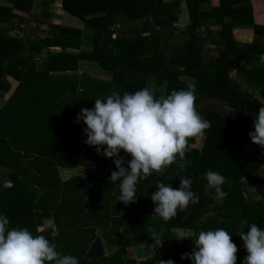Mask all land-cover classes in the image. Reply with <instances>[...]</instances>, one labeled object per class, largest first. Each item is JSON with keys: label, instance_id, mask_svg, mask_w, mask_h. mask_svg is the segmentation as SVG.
Instances as JSON below:
<instances>
[{"label": "trees", "instance_id": "obj_1", "mask_svg": "<svg viewBox=\"0 0 264 264\" xmlns=\"http://www.w3.org/2000/svg\"><path fill=\"white\" fill-rule=\"evenodd\" d=\"M11 8L0 6V25L29 14L36 0H2ZM52 1V0H51ZM166 0H60L62 9L79 19L83 29L94 31L90 53L78 54L82 30L61 25H47V35L36 38H15L0 27V92L11 89L8 78L16 87L0 105V169L7 171L6 179L12 188L0 190V213L9 219L10 227L29 229L33 235H43L56 244V250L75 256L79 264H158L159 260L172 259L174 264H191L181 259L191 253V241L175 242L172 227L198 232L224 228L231 234L237 247L236 264L247 255L239 238L248 226L255 223L264 228V178L254 177L241 168L243 162L264 164V151L252 154L242 152L250 140L253 116L264 102L246 92L231 76L246 77L264 100V63L259 53L264 52V0H176L185 3L188 23L184 40L174 47L176 54L168 62L155 27L143 36H119L117 24L134 23L153 16L161 19L172 15ZM233 4H244L230 9ZM217 27L208 31L209 42L215 46L218 57L212 67L202 64L198 50L196 30L200 27ZM252 31L251 43H237L234 29ZM50 48H58L52 52ZM43 55L45 58L39 60ZM80 59L96 62L110 74L103 81L88 74L77 75ZM193 79L195 102L208 97L223 102L236 115L234 119L220 116L211 109H195L210 127L204 130L201 150L195 151L189 137L184 154L186 167H179V159L139 181L135 203L125 205L117 201L118 182L111 183L109 176L115 171L112 158L98 155L95 148L84 143L86 127L76 122L81 108H92L94 100L103 99L113 91L123 94L134 92L149 80L156 86L165 84V95L172 90L186 88ZM230 136L231 139H227ZM232 141V142H231ZM119 156H129L123 151ZM96 168L97 184L87 195L81 192L82 175L61 181L58 168ZM208 170L223 175L221 186L226 193L222 202L214 200V192L206 190L204 173ZM99 175H102L99 178ZM180 178L191 179L190 190L198 199L189 203L185 211L168 221L157 217L152 222L154 205L150 196L156 183L179 186ZM244 182L253 188L261 199L246 197ZM87 191L86 189H83ZM96 201L98 204H93ZM51 218L56 234L43 227V220ZM112 222L114 230L106 238L109 244L133 240L135 245L153 244L152 231L169 242L155 249L149 259L136 262L121 259L119 252L97 261H86L81 255L88 231L82 229L88 221ZM246 222V223H245ZM122 227V231L120 228Z\"/></svg>", "mask_w": 264, "mask_h": 264}, {"label": "clouds", "instance_id": "obj_2", "mask_svg": "<svg viewBox=\"0 0 264 264\" xmlns=\"http://www.w3.org/2000/svg\"><path fill=\"white\" fill-rule=\"evenodd\" d=\"M259 62L264 63V52L259 53ZM196 86L190 83L184 89L172 90L167 95L157 94L149 87L122 95L113 91L103 99H95L92 108H81L77 123L86 127L84 143L94 147L98 155L112 158L115 171L109 176L111 183L118 182L117 201L125 205L135 203L139 181L154 172H159L179 159L178 166L186 167L184 154L189 137L202 136L208 122L195 110ZM251 142L264 149V106L253 116V130L248 133ZM123 153L130 157L125 160ZM206 190L214 192L213 199L222 202L226 193L221 186L223 175L208 170L204 173ZM12 181L0 178V190L12 188ZM156 191L150 196L154 205L151 217L164 221L175 217L177 210L185 211L189 203L198 197L191 190V179L180 178L179 186L156 183ZM246 223V222H245ZM170 232L177 241L191 238V253L181 259L191 264H236L237 247L231 234L224 228L195 232L172 227ZM155 246H161L160 233L152 231L149 236ZM247 255L241 264H264V228L255 223L248 226L245 234L239 235ZM0 264H79L72 255L61 254L55 242L43 235H33L23 227H10L9 219L0 213ZM158 264H174L172 259L159 260Z\"/></svg>", "mask_w": 264, "mask_h": 264}, {"label": "crops", "instance_id": "obj_3", "mask_svg": "<svg viewBox=\"0 0 264 264\" xmlns=\"http://www.w3.org/2000/svg\"><path fill=\"white\" fill-rule=\"evenodd\" d=\"M165 4L172 8V15L169 17L155 19L153 16L148 17L146 19L134 22V23H126V24H117L114 26L115 34L119 36H143L146 35L150 28L153 26L157 30V33L161 39L162 46L164 48V57L168 62L172 57L175 56L176 51L174 47L178 44H181L184 40L183 31L185 26L188 23V14L185 7V3L176 0H166ZM244 4H233L230 6V9L239 7ZM0 6L11 8V4L6 3L0 0ZM258 18L264 20V16L261 15ZM264 22V21H262ZM61 25L72 28H77L82 30L81 36V46L79 50H68V52H72L78 54L82 53H90L93 48L92 39L94 36V31L83 29L82 23L79 19L69 15L66 13L62 7L60 0H36L33 2V6L31 11L27 15H23L22 18L14 19L11 23L0 25L1 28L7 31V34L11 37L15 38H36L39 36L47 35L48 29L47 25ZM124 28V31H123ZM217 27L209 26L208 28L200 27L196 30V35L198 38V50L201 55L202 64L206 67H212L214 60L218 57V52L214 45L209 42L208 39V31H215ZM134 32L136 34L126 35L124 33ZM233 39L237 43H251L253 40L252 31L248 28H237L234 29ZM52 52H58V48H50ZM45 58L43 55L39 60ZM77 75L80 74H88L91 77L109 81L110 74L103 71L96 62L80 59L78 61V70L76 72ZM231 76L236 80L237 83L241 85V87L256 98L259 102H264L262 97L256 88L247 82L246 77H242L239 74H236L235 68L231 69ZM180 80L193 82V79L187 77H180ZM17 83L14 82V85H11V91L16 87ZM146 87L151 88L157 94L165 95V84L162 86H156L153 81L149 80L146 84ZM195 109H211L214 113L220 116H226L230 119H234L237 117L231 113L229 107H227L223 102L205 97L201 99L200 102L194 104ZM254 116V115H251ZM212 123H208V127H210ZM227 139L232 138L227 136ZM204 135L195 136L193 138V149L195 151L201 150L203 146ZM232 142V141H231ZM256 149L264 151L258 145H255L248 140L242 146V152L245 154H252ZM241 168L244 172L257 177L264 178V164L256 163V162H243ZM245 189L249 194H255L256 199H261V196L251 188L247 183L244 182Z\"/></svg>", "mask_w": 264, "mask_h": 264}, {"label": "rangeland", "instance_id": "obj_4", "mask_svg": "<svg viewBox=\"0 0 264 264\" xmlns=\"http://www.w3.org/2000/svg\"><path fill=\"white\" fill-rule=\"evenodd\" d=\"M123 31H124V28H123ZM124 34L133 35L136 33H134V32L126 33L125 32ZM8 81L10 82L11 85H14V82H16L12 78H8ZM10 93H11V90H8L6 92H0V105L6 100V98L9 96ZM83 169H84L83 167L68 169L62 165L58 168V172H59V176H60L61 181H65V180H67L71 177H74L76 175H82ZM161 171H159V172H161ZM6 175H7V171L4 169H0V178H6ZM80 188H81L80 189L81 192H84L85 195L88 194L87 191L83 190L82 186ZM246 197H248L249 199H256L257 198L255 194L252 195V194H249L247 192H246ZM95 203H96V201L93 202V204H95ZM156 220H157V217H153L152 222L155 223ZM42 223H43V227L45 229L49 230L52 235L56 234V229H55V226H54L51 218L44 219ZM114 227H115V225L112 222H110L109 220L100 221V222H97V221L95 222L93 220H90L86 224H84L82 229H85L86 231H88V236L86 238V242L83 244L81 255L84 257V255H85V253L89 247V244L97 236L100 237L102 242H103L104 249H105V256H108L112 253L119 252L121 259H127V258L134 259L133 258V250L136 248H139V247L149 246L153 250H155L156 248L159 247V246L153 247L152 245H148V244H142V245L137 246L133 243V240H129V241L125 240L122 242H114L113 244H109V241L106 238V236L109 233V231L114 230ZM120 231H122V227L120 228ZM186 241H191V238H187V239H184L182 241L175 240V242L177 244H183ZM168 243L169 242H167V240H163L161 246L166 245ZM136 262H138V261H136Z\"/></svg>", "mask_w": 264, "mask_h": 264}, {"label": "water", "instance_id": "obj_5", "mask_svg": "<svg viewBox=\"0 0 264 264\" xmlns=\"http://www.w3.org/2000/svg\"><path fill=\"white\" fill-rule=\"evenodd\" d=\"M98 170L96 168H86L83 170L82 187L87 192L94 191L97 184ZM155 250L149 246L139 247L133 250V258L136 261H143L153 256ZM105 256V249L100 237H95L89 244V247L84 255L86 261H97Z\"/></svg>", "mask_w": 264, "mask_h": 264}, {"label": "built area", "instance_id": "obj_6", "mask_svg": "<svg viewBox=\"0 0 264 264\" xmlns=\"http://www.w3.org/2000/svg\"><path fill=\"white\" fill-rule=\"evenodd\" d=\"M102 177V175H99V178H101Z\"/></svg>", "mask_w": 264, "mask_h": 264}, {"label": "flooded vegetation", "instance_id": "obj_7", "mask_svg": "<svg viewBox=\"0 0 264 264\" xmlns=\"http://www.w3.org/2000/svg\"><path fill=\"white\" fill-rule=\"evenodd\" d=\"M83 188V187H82Z\"/></svg>", "mask_w": 264, "mask_h": 264}]
</instances>
